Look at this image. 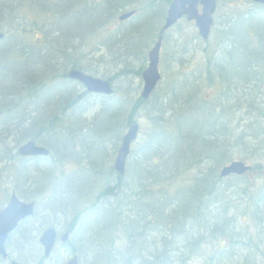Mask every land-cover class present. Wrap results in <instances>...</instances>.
Segmentation results:
<instances>
[{
    "label": "trees",
    "instance_id": "obj_1",
    "mask_svg": "<svg viewBox=\"0 0 264 264\" xmlns=\"http://www.w3.org/2000/svg\"><path fill=\"white\" fill-rule=\"evenodd\" d=\"M239 1L252 8L216 19L212 39L174 35L185 20L164 34V75L143 100L141 73L171 0H0V205L10 192L36 205L9 249L31 248L36 264H264V7ZM194 41L202 58L192 67ZM101 66L111 95L67 75ZM140 117L144 138L119 175L112 161ZM28 141L49 155H18ZM255 159L244 175H219ZM253 172L256 189L229 187ZM242 197L255 236L236 224ZM49 226L69 233L53 259L37 244Z\"/></svg>",
    "mask_w": 264,
    "mask_h": 264
},
{
    "label": "water",
    "instance_id": "obj_2",
    "mask_svg": "<svg viewBox=\"0 0 264 264\" xmlns=\"http://www.w3.org/2000/svg\"><path fill=\"white\" fill-rule=\"evenodd\" d=\"M253 2L264 6V0H253ZM198 7H200V13L198 11ZM215 10V0H172L167 8L162 32L175 25L178 20L184 17L187 21L194 22L199 36L201 39L206 40L209 37L210 29L213 24L212 16ZM132 14L133 12L120 16L119 21L128 19L132 16ZM2 38L3 34L0 32V40ZM160 47L161 37H158L157 41L147 54V65L141 74L142 89L140 96L143 100H147L149 98L161 79V75L158 70ZM68 77L81 83L87 92L103 95H110L112 93V88L107 80L95 78L74 70L68 73ZM138 130V125L132 124L122 138L121 146L114 161V170L119 175H123L124 173L125 161L132 143L137 139ZM18 154L26 157L46 156L48 151L30 141L24 143L18 148ZM248 170H250V167L245 163L234 161L222 167L219 175L220 177L242 175ZM33 208L34 203L20 201L15 195H11L8 204L0 210V256L3 259L7 256L4 244L8 235L16 229L19 222L33 215ZM67 236L68 233L62 237L63 242L67 240ZM55 240L56 232L53 228L46 229L40 235L38 242L43 249V255L45 258L50 255L54 247ZM11 264L21 263L12 261ZM64 264H78V260L76 257H73Z\"/></svg>",
    "mask_w": 264,
    "mask_h": 264
},
{
    "label": "rangeland",
    "instance_id": "obj_3",
    "mask_svg": "<svg viewBox=\"0 0 264 264\" xmlns=\"http://www.w3.org/2000/svg\"><path fill=\"white\" fill-rule=\"evenodd\" d=\"M217 1H219V2H218V8H217L216 13L214 15V20H216V19L218 20L219 18L221 19L224 16V14H234V13H237V12L240 13V14H245V12L249 11V9L252 8V7H250L249 3H245V2L241 3V1H239V0L236 1L235 3H231L228 0H217ZM180 23H181L180 27H178L177 30L176 29L173 30L174 35H176V36L184 35L185 37H192L194 33L197 34L196 28H195L193 23H191V22L188 23V24H186L185 22H180ZM214 31H215V29L213 28L212 29V33H211V39H212V37H213V35L215 33ZM192 47H194V49H195L194 56H192V57L189 56L187 58L189 60V64L192 67H195L198 62L200 63V60L202 58V52H201V50L199 48V43L197 41L192 42ZM161 59H162V55H161ZM90 62H92V61H89V63ZM94 67H97V66H94ZM145 67H146V64H145ZM104 71H105V67L101 66V70H100L98 75H94L93 73H90V72H85V71L84 72H85V74L91 75V76L96 77V78L106 79V77H104V75H103ZM109 71H110V69L107 70V73ZM160 71L164 75V70H163V67H161V65H160ZM113 72L114 71H112L111 73H113ZM129 79H131L132 82H134V83H137L139 81V80H136V82H135L134 78H132V77L129 78ZM139 86H140V88L138 90V95L141 92V86H142L141 79H140V82H139ZM86 108L88 109L87 111H90V110L94 109L93 106L92 107L88 106ZM93 111H91L90 114H92ZM136 123L139 126V134H138L139 137H138V141L135 142V143H138V142H140L142 140V137L144 138L143 135H144V132H145V130H146L148 125L145 122V120L143 119V117L138 118L136 120ZM133 148H134V146L132 147V149ZM77 149H79V147H77ZM256 160L257 159L253 160L252 162H250L248 164L254 165V164H256L255 163ZM257 161H259L257 163L261 164L264 167V156L262 157L261 160H257ZM112 163H113V161H112ZM70 168H72V167L62 168V165L60 163L61 172L62 171H68V170H70ZM256 175H257V173L253 172V173H250L247 176H245L244 179H242V178H240L239 180L232 179L233 183L229 182L230 184L226 183V185L229 184L230 188L236 187V186H238V184H241L244 187H247V186H250V185L255 183V189H256L262 183V181H260V180L255 178ZM60 179H61V177H60ZM3 180H5L4 175H3ZM0 186H2L1 183H0ZM0 194L4 195V193H2L1 187H0ZM226 195L228 196L229 193H227ZM0 199H1V197H0ZM233 202H234V205H235L234 209L236 207V211H235V216L237 218L236 224L238 225V227L240 229L243 226L249 232L248 234H254L253 236H255L254 228L252 227V224H251L250 220L245 218V216L243 214L244 210L246 211V208L248 206L246 200L242 197V198H236L235 200H233ZM63 221L61 219L58 220V223H60V226H63ZM64 223H65V221H64ZM53 228L56 231L60 232V234H62L64 232V231H62L60 229V227H53ZM13 239L16 241V237L13 236L11 238V240H13ZM15 244L16 243H11L12 249H9L10 247H8V246L6 247L7 253L9 255V259H8V261H5V260H1V258H0V264H9L10 260H15V261H17V262H19L21 264H36L37 263L38 256L36 258H31V259L28 257L29 256V252L27 250H31V248H26L25 250L21 251L20 249L15 248ZM220 246H222V244H220ZM60 251H63V249H62L61 246H59V244H57V246L55 247V250H54V252L52 254V258L51 259L55 258L57 256V253H60ZM25 255H27V256H25ZM39 256H40V253H39ZM262 258L263 257L256 256V260H258L260 262V264L263 263ZM50 262H46L45 264H51ZM194 264H196V263H194Z\"/></svg>",
    "mask_w": 264,
    "mask_h": 264
},
{
    "label": "bare ground",
    "instance_id": "obj_4",
    "mask_svg": "<svg viewBox=\"0 0 264 264\" xmlns=\"http://www.w3.org/2000/svg\"><path fill=\"white\" fill-rule=\"evenodd\" d=\"M138 137H139V136H138ZM138 137H137V139H136V142L138 141ZM11 195H15V196L17 197V195H16L15 193H10L9 196H11ZM29 218H31V216L28 217V218H26V219H24V220H22L21 222H19L18 225H17V227H18L21 223H23V222H25L26 220H28Z\"/></svg>",
    "mask_w": 264,
    "mask_h": 264
},
{
    "label": "flooded vegetation",
    "instance_id": "obj_5",
    "mask_svg": "<svg viewBox=\"0 0 264 264\" xmlns=\"http://www.w3.org/2000/svg\"><path fill=\"white\" fill-rule=\"evenodd\" d=\"M65 234H62V235H60V243H64L63 241H62V237L64 236Z\"/></svg>",
    "mask_w": 264,
    "mask_h": 264
}]
</instances>
